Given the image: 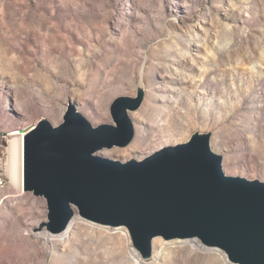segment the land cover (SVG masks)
Masks as SVG:
<instances>
[{
	"label": "rangeland",
	"instance_id": "374dc122",
	"mask_svg": "<svg viewBox=\"0 0 264 264\" xmlns=\"http://www.w3.org/2000/svg\"><path fill=\"white\" fill-rule=\"evenodd\" d=\"M139 87L132 140L97 154L142 159L210 133L225 174L264 181V0H0V264H234L160 236L144 259L125 227L84 219L50 232L45 198L12 184V129L57 125L70 103L113 123L112 100Z\"/></svg>",
	"mask_w": 264,
	"mask_h": 264
},
{
	"label": "water",
	"instance_id": "95a60500",
	"mask_svg": "<svg viewBox=\"0 0 264 264\" xmlns=\"http://www.w3.org/2000/svg\"><path fill=\"white\" fill-rule=\"evenodd\" d=\"M144 90L110 104L113 123L93 126L70 103L63 120L46 118L24 135L23 190L46 200V228L66 229L76 212L89 221L127 229L141 258L152 239H197L235 264H264V181L232 176L210 148V133L163 146L142 159L103 157L134 136L129 115Z\"/></svg>",
	"mask_w": 264,
	"mask_h": 264
},
{
	"label": "bare ground",
	"instance_id": "6f19581e",
	"mask_svg": "<svg viewBox=\"0 0 264 264\" xmlns=\"http://www.w3.org/2000/svg\"><path fill=\"white\" fill-rule=\"evenodd\" d=\"M129 115L131 117V112H129ZM11 131H12L10 133L11 139H10L9 146L7 148V151H8L7 172L10 176L9 178L11 179L12 184L15 185L16 187H18L19 189L22 188V190H23L24 135H25V133H24V130L12 129ZM4 184H5V180L0 182V188L3 187ZM82 219H84V218L80 217L76 212L74 213L73 217L70 219V221L66 227L67 230L65 229L66 230L65 235L68 234L67 237L69 236L70 232H71V234L75 233V230L73 228H79V226H80L79 222H83ZM84 220H87V219H84ZM87 221H89V220H87ZM90 222H92V221H90ZM93 223H95V222H93ZM96 224H98V223H96ZM119 227L124 228L123 226H119ZM127 233H126V237L128 238L129 234H127ZM155 238H157V237H154L152 239V242ZM182 240H188V239H182ZM189 240H195L194 242L197 245L200 243L199 240H197V239H189ZM196 241H198V242H196ZM189 246H191V248H195V250H199V248H197V246H193V244H191V242H189ZM214 249L220 250L218 248H214ZM200 251L201 250H199V252ZM220 251L223 253L222 257H223V260L225 261V263H226V261L228 262L224 252L222 250H220ZM205 252H207V250H205ZM209 252H211V250H209ZM135 261L137 264V262H138L137 256L135 258Z\"/></svg>",
	"mask_w": 264,
	"mask_h": 264
},
{
	"label": "built area",
	"instance_id": "2783aa9c",
	"mask_svg": "<svg viewBox=\"0 0 264 264\" xmlns=\"http://www.w3.org/2000/svg\"><path fill=\"white\" fill-rule=\"evenodd\" d=\"M4 180H5L4 175L2 173H0V182H2Z\"/></svg>",
	"mask_w": 264,
	"mask_h": 264
}]
</instances>
